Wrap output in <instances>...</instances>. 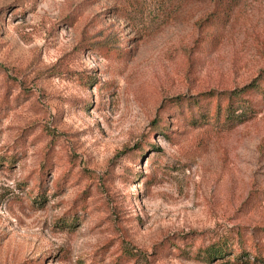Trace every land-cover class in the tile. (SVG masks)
Returning <instances> with one entry per match:
<instances>
[{"label":"rangeland","instance_id":"374dc122","mask_svg":"<svg viewBox=\"0 0 264 264\" xmlns=\"http://www.w3.org/2000/svg\"><path fill=\"white\" fill-rule=\"evenodd\" d=\"M145 9L0 0V264H264V0Z\"/></svg>","mask_w":264,"mask_h":264},{"label":"trees","instance_id":"16d2710c","mask_svg":"<svg viewBox=\"0 0 264 264\" xmlns=\"http://www.w3.org/2000/svg\"><path fill=\"white\" fill-rule=\"evenodd\" d=\"M197 2L207 4L210 8L209 12L205 15V17L201 20L203 23H212L213 26L209 30H214L217 27L219 22H227L232 16L233 11L238 5L240 0H129L131 7L135 12L140 13L145 8H155L156 9H167L178 8L182 3L187 2ZM213 34H209L205 40L214 39ZM259 78H256L252 83L246 85L244 88L235 91L232 96L238 97L240 94L247 92L248 90H258V95L261 97V103L264 104V90H262L259 83ZM264 80V78H263ZM205 96H202L203 98ZM232 100L233 98L230 97ZM230 101V100H229ZM226 118H234L235 108H233L232 104H229L225 109ZM242 116L244 114L242 113ZM223 238L219 242H214L211 245L207 246L204 250V257L210 262L221 261L225 256H228L231 251L226 250V242ZM232 255V254H231Z\"/></svg>","mask_w":264,"mask_h":264}]
</instances>
